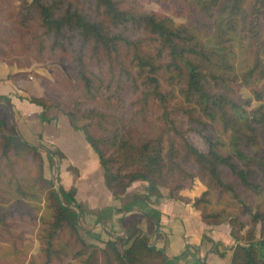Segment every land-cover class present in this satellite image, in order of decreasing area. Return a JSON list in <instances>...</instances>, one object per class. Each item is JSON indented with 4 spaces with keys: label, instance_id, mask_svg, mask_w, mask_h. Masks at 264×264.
<instances>
[{
    "label": "trees",
    "instance_id": "trees-1",
    "mask_svg": "<svg viewBox=\"0 0 264 264\" xmlns=\"http://www.w3.org/2000/svg\"><path fill=\"white\" fill-rule=\"evenodd\" d=\"M174 1L179 22L137 0H0V62L11 66L15 52L62 59L77 88H64L56 101L25 99L42 111L68 104L60 111L97 154L112 197L144 180L152 193L162 186L180 199L198 178L205 186L193 201L200 219L231 227L230 264H264V0ZM240 87L249 96L242 98ZM119 91L160 110L161 135L137 140L125 133ZM187 133L201 137L205 150ZM11 143L7 136L0 141V210L26 201L43 206L37 253L8 235L0 264L20 258L26 264H166L163 250L141 233L127 231L102 246L85 241L68 208L81 213L75 187L56 190L41 176L37 147L10 150Z\"/></svg>",
    "mask_w": 264,
    "mask_h": 264
},
{
    "label": "crops",
    "instance_id": "crops-1",
    "mask_svg": "<svg viewBox=\"0 0 264 264\" xmlns=\"http://www.w3.org/2000/svg\"><path fill=\"white\" fill-rule=\"evenodd\" d=\"M25 70L17 73L22 70L0 62V96L8 97L7 101L0 99V124L6 125L10 116L12 134H19L17 136L26 143H43L49 150L58 151L57 169L61 185L66 190L75 187L74 198L81 206L86 205L92 210L104 206L103 216L112 224L116 212L145 217L149 228L130 217L124 233H140L141 228L151 245L163 250L166 264H230L236 245L230 225L227 222L205 223L194 206V198L205 189L200 181L196 180L191 188L180 191V199L164 197L153 203L145 199L143 204L137 201L126 209L127 204L138 198L133 194L122 207H115L111 192L104 183L98 156L82 131L72 128L63 112L42 111L41 106L22 96L21 91L26 95L50 99L47 88L38 93L40 90L35 89L38 87L35 80ZM35 92L40 95H34ZM42 115L47 119H42ZM70 167L76 173L73 174ZM102 195L105 199L103 204L99 201ZM109 207L111 209H107ZM95 223L100 224L101 220Z\"/></svg>",
    "mask_w": 264,
    "mask_h": 264
},
{
    "label": "rangeland",
    "instance_id": "rangeland-1",
    "mask_svg": "<svg viewBox=\"0 0 264 264\" xmlns=\"http://www.w3.org/2000/svg\"><path fill=\"white\" fill-rule=\"evenodd\" d=\"M12 1L15 5L19 4V0ZM137 2L145 10L160 11L168 15L174 14L173 17L177 22L183 20V18H180V16L178 15L181 13V10L177 8L174 0H137ZM2 23L7 24V22L5 21H2ZM8 60L11 62L12 69L22 70L17 73H21L26 69V74H29L31 78L35 80V86H38L35 87V89L40 90V92L38 91V93H41V90L47 88L48 96L50 97V99L47 100L56 101L58 96H62L65 94L64 88H67V91H73L78 86L76 79L73 78L70 71L68 70L67 64L62 59L51 57L42 61L34 60L26 53L15 52L10 55ZM21 93L22 96L24 95L25 97L32 96L26 95V93H23L22 91ZM38 93L35 92L34 95H40ZM239 95L242 98H245L249 96V92L246 88L240 87ZM117 96L120 98L122 104L124 105V111L121 115L123 117V121L118 124L122 127L125 133L128 132L129 136L137 140L147 137H154L158 134L161 135V121L157 117L160 110L155 105L150 104L141 107V105L134 99H128V94L126 95V93H124L123 91H119ZM255 104V102L252 103L253 106ZM58 105L61 108L60 110H67L68 108V104L65 102H61V104ZM55 110L51 109V111ZM60 110L58 109L56 111L60 112ZM11 119L12 118L9 116V118H7V124L0 125V141L2 140L3 142L6 136L11 138L12 143L9 148L10 150L18 148L22 149V151L24 152H31L33 146L37 147L38 152L42 158L41 176L47 181H52L54 188L57 190L58 186L61 185V180L57 169V166L59 164L58 159L60 157L58 151L53 149L54 154L49 156L47 152L49 148L43 143L29 144L28 142L26 143L24 139L18 137L17 135L19 134H12L11 131H13V128L9 126L11 125V123H13L11 122ZM85 122L86 119H81L78 120L77 124L81 126ZM180 128L183 132L184 128L182 125H180ZM186 137L200 150H205V143L203 139L197 134L187 133ZM71 171L73 174L76 173V171L73 169H71ZM196 180L200 181L198 178H195L194 181ZM133 194H137L136 196L139 199L144 200L146 199L145 197L148 196L149 201H151L152 203L157 202L159 199H162L164 197L170 198L168 196V189L166 187L158 186L155 193H152L149 189L147 181L136 180L130 183V185L126 187L122 194L113 197V205L118 208L119 206L122 207V204L128 201V198H130V196H132ZM60 200L63 205H67L63 198L60 197ZM99 201L101 204L105 202L103 195L101 196ZM248 205L249 209H253V203H248ZM42 206V202L35 201H26L24 202V204L15 203L10 208H6V205L3 206V208L0 210V218L2 220L0 222V247L7 246L4 241L6 240V238H8V235H10L16 246H23L31 254H36L38 245L36 239H34V232L37 227L38 217L42 212ZM103 207H101L100 209L92 210L88 209L86 205H83L81 206L80 213V210L74 207V205H68V208L72 212L77 214L79 233L88 243H94L102 246L103 242L109 238L115 236H124V229L128 225V219L130 217H134L133 219H135V222L137 220V222H139L141 226H146L147 224L145 217H137L136 214L128 216V212L123 211L119 213L116 212L113 215L114 223L112 224L110 222H107L106 218L103 216L105 213V208ZM100 215L102 216V220L100 224H97L95 223V221L99 219ZM147 227L149 228L150 225L147 224ZM259 228V226L256 227V235H258ZM139 231L141 234L147 236L146 232H143L141 228ZM96 235H98V237H96ZM147 240L150 243L148 236ZM13 261L16 262L15 264H26V260L24 258H20L19 260L14 259ZM5 263L6 262H4L3 264Z\"/></svg>",
    "mask_w": 264,
    "mask_h": 264
}]
</instances>
